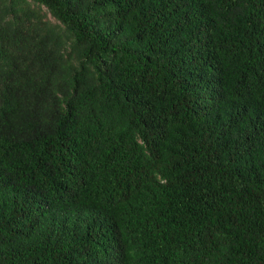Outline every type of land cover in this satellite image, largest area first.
<instances>
[{"label": "trees", "instance_id": "obj_1", "mask_svg": "<svg viewBox=\"0 0 264 264\" xmlns=\"http://www.w3.org/2000/svg\"><path fill=\"white\" fill-rule=\"evenodd\" d=\"M0 264H264V0H0Z\"/></svg>", "mask_w": 264, "mask_h": 264}]
</instances>
